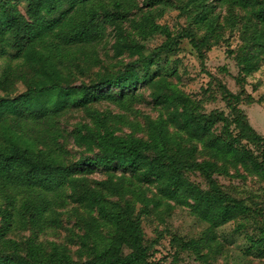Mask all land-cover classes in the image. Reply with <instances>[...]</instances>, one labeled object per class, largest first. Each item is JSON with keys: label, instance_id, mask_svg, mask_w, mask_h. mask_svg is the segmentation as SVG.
Masks as SVG:
<instances>
[{"label": "rangeland", "instance_id": "obj_1", "mask_svg": "<svg viewBox=\"0 0 264 264\" xmlns=\"http://www.w3.org/2000/svg\"><path fill=\"white\" fill-rule=\"evenodd\" d=\"M100 1L120 12V19L116 20L119 32L112 24L103 22L102 33L88 52L79 47L77 53L74 46H67L62 49L67 50L62 65L51 56L45 68L44 58L40 57L48 56L49 51L33 43L19 57L7 59L15 73L10 79L12 84L6 90L0 89V98H15L41 84L91 85L134 68L129 78L138 80L137 92L118 96L111 89L104 92L103 98L75 108L68 103L76 93L67 96V107L52 117L49 129L58 130L67 141L66 153L61 155L63 163L71 164L80 156H90V151L71 142L70 134L87 131L95 134L97 120L105 122L108 130L121 138L145 140L155 128H161L165 131L164 138L174 139L176 145L165 147L166 150L170 147L168 154L175 160L187 164L209 161L219 168L218 173L211 175V181L199 171H183L187 184L213 195L216 186L223 193V202L238 201L242 211L223 221L217 203V207L205 211L203 201L196 203L187 197L184 188L177 195H166L160 182L142 183L130 173H124L122 179L118 172L82 173L79 169L61 189L63 192H59L69 204L60 203L51 212L45 211L42 220L18 216L20 191L13 189L16 203L7 210L6 200L0 196V256L10 255L30 264L42 259L43 253L49 262L62 253L76 262L88 260L93 254L89 248L92 243L94 249L97 247L98 238L88 247L82 243L80 236L92 233L94 224L88 218L82 221L74 217L71 211L77 204L71 198L79 202L80 195H89L87 188H95L107 178L111 181L121 178L128 192L125 196L132 203L142 245L148 247L147 264H264V162L263 169L258 171L242 156V148L253 156L264 150L261 143L250 139L256 135L264 140V43L262 39H252L251 10H242L226 0ZM26 7L24 1L17 5L22 13ZM260 27L264 23H257L258 32H262ZM84 53L85 62L81 59ZM136 60L143 62L131 67ZM4 62L0 60L1 66ZM145 75L146 79L141 80ZM52 93L54 100L57 92ZM229 94L233 96L231 101ZM184 103L201 115L219 114V121L209 133L231 145H213L210 136L192 138L180 131ZM248 130L251 136L246 137ZM62 139L58 142L64 143ZM6 140L11 147H29L35 153L47 150L50 143L48 138L45 141L39 136L33 138L28 129L20 133V139ZM27 141L32 145H26ZM156 150L146 155L156 157ZM157 156L165 166L169 165L168 157ZM47 157L52 158L53 154ZM53 212L61 215L52 218ZM85 212L97 217L95 211ZM98 228L112 236L120 232L115 225L105 222ZM130 252V248L121 247L122 254Z\"/></svg>", "mask_w": 264, "mask_h": 264}, {"label": "trees", "instance_id": "obj_2", "mask_svg": "<svg viewBox=\"0 0 264 264\" xmlns=\"http://www.w3.org/2000/svg\"><path fill=\"white\" fill-rule=\"evenodd\" d=\"M20 1L26 2L24 13L17 8ZM226 1L242 10H251L254 18L249 19L254 21L252 39H262L264 43V27H260L262 32H258L255 28L257 23H264V0ZM114 3L116 6L117 2ZM118 19L120 12L116 13L115 7L113 11L100 0H0V60H5L2 66L0 64V89L6 90L9 84H12L10 79L15 72L7 61L11 56L19 57L28 46L37 43L49 51L48 56L40 57L44 58L42 60L44 68L51 62V56L57 60L58 65H62V61L67 57L65 56L67 50L64 52L63 48L74 46L77 53L79 47L86 48L88 52V48L94 46L102 33L103 22L112 24L113 29L119 32L116 26ZM39 54L40 52H37V56ZM81 59L83 62L86 61L85 53ZM139 62L143 61L136 60L131 67H135V63ZM69 63L70 61L67 64ZM143 64L149 65L150 62ZM132 71L135 69L131 68L124 74L101 78L91 85L63 87L55 83L41 84L15 98H0V196L6 200V210L9 205L16 203L12 193L14 189L15 192L21 193V199L17 200L18 216L42 220L45 211L50 209L51 212L60 203L66 206L69 204L59 192L73 173L80 169L82 173L91 170L118 172L122 179L125 177L124 173H130L142 183L160 182L166 195H177L179 190L184 188L187 197H191L196 203L203 201L202 206L205 211L217 207L215 204L217 203L223 221L234 218L238 211H242V208H238V201L232 203L228 199L223 202L221 199L223 193L214 183L215 195L209 192L202 193L187 184L186 177L182 175L183 171H199L203 177L210 179L211 175L218 173L219 168L209 161L187 164L175 160L173 155L168 154L170 147L167 150L165 147L176 145L174 139L166 138L168 136L164 138L165 131L161 128H155L145 140L138 137L121 138L111 133L105 122L97 120L95 123L98 130L95 134L89 131L84 134L70 132L71 142L90 151V156H80L71 164L63 163L61 155L66 153L67 141L62 139L58 130L49 131V129L52 117L65 107L67 96L76 93L68 103V106L72 105L75 108L103 98L104 92H110L111 89H114L118 96L137 92L138 80L129 78ZM146 77L143 76L141 80L144 81ZM52 92H57L54 100H51ZM229 97L231 98L228 101H231L233 96L229 94ZM183 105L184 114L183 121L179 123L180 131L192 138L210 136L213 145L221 144L224 147L231 145L226 139L212 137L209 133L212 126L219 121V114L210 113L205 116L195 113L187 103ZM8 118L10 122H7ZM13 123L12 129L10 124ZM27 129L32 132V137L35 139L37 136L44 141L48 138L50 143L46 147L47 150L40 149V152L35 153L29 147H11L6 143L7 137L20 139V133H25ZM248 134L251 136L250 130L246 132V137ZM59 139L64 143L58 142ZM235 139L236 137L232 141L235 142ZM250 139L258 144L261 143L264 149V140L260 137L253 135ZM26 143L32 145L29 141ZM153 149H157L156 157H148L146 153ZM176 149H179L178 146ZM58 152L61 154L55 155ZM242 153V156L245 155V158L252 162L255 169L258 171L263 169L261 163L264 162V150L259 156H253L244 148ZM51 154L53 157L48 158L47 155ZM158 154L162 158L168 157L170 161L168 166L160 161ZM187 155H190L189 152ZM259 158L260 162H258ZM124 184L121 178L114 181L107 178L95 188H87L86 192L89 191V195H80L79 202L71 198L72 202L77 204L71 211L74 217H79L78 220L82 218V221L88 218L89 222L94 224L92 233L85 234V237L80 236L82 243L88 247L91 241L94 242L98 238L97 247L94 249L92 243L89 248L93 254L90 258L88 256V260L76 262L62 253L53 262H49L43 253V258L34 264H147L148 247L142 245L141 232L137 220L133 218L132 203L125 196L128 192ZM87 209L95 211L97 217L87 214L85 212ZM6 210L2 212L6 214ZM58 215L61 213L53 212L52 218ZM102 222L115 225L120 231L119 234L112 236L101 231L98 226ZM121 247H128L131 252L122 254ZM23 261L14 260L10 255L0 256V264H30Z\"/></svg>", "mask_w": 264, "mask_h": 264}]
</instances>
